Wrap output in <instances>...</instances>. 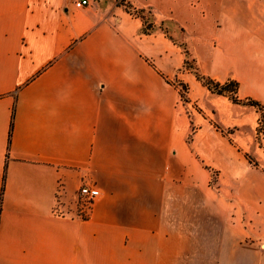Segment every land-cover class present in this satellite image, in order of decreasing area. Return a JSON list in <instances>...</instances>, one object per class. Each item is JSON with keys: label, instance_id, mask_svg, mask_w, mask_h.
I'll return each mask as SVG.
<instances>
[{"label": "crops", "instance_id": "1", "mask_svg": "<svg viewBox=\"0 0 264 264\" xmlns=\"http://www.w3.org/2000/svg\"><path fill=\"white\" fill-rule=\"evenodd\" d=\"M77 1L0 0V264H264V171L224 131L261 115L212 94L160 28L264 105V0H130L151 35Z\"/></svg>", "mask_w": 264, "mask_h": 264}, {"label": "rangeland", "instance_id": "2", "mask_svg": "<svg viewBox=\"0 0 264 264\" xmlns=\"http://www.w3.org/2000/svg\"><path fill=\"white\" fill-rule=\"evenodd\" d=\"M110 2L111 4L114 5H118V6H121V7H125L126 10L129 8V7H132V4H131V1L130 0H94V3L96 6H101L103 7L104 5H106V3ZM152 11V10H151ZM153 12V11H152ZM154 14V12H153ZM155 16V14H154ZM146 19H148V21H151V17H150V14L149 13H146ZM156 21V16H155V20ZM173 22V21H172ZM163 31H167L168 34L174 39L177 41L176 44L180 45L181 47V54H182V58H185V61L187 60L189 62V65L191 66H195L197 65L193 59V55H191L189 58L186 56V53H185V50L183 48V46L181 45H184L186 46L188 49V42L186 41L187 40V34H186V30L179 26L178 24H173L171 23V21H165L161 24L160 26ZM196 60V59H195ZM184 68H185V64H184ZM187 69V68H185ZM181 91H183L182 89V86L179 84H177ZM250 107V106H248ZM252 108V107H250ZM260 125V124H259ZM254 123L252 121H248V123H246V125L243 127V128H240L239 129V132L237 133L236 132V129L235 128H228V129H225V134L226 136H228L230 138V141L233 142V135L232 134H238L237 136H241L245 142V147H244V150L246 151V158H247V155H249L253 160L256 161V163L258 165H260V167L262 168V170L264 171V131L262 133L259 132V126L258 128H255L254 127ZM238 138V137H237ZM191 140H192V137H191ZM191 140H190V137L188 138V143L190 142L191 143ZM211 187L216 190L217 189V184H218V179H217V176L214 175L212 180H211ZM201 240H203V236L201 237ZM199 241V240H198Z\"/></svg>", "mask_w": 264, "mask_h": 264}, {"label": "trees", "instance_id": "3", "mask_svg": "<svg viewBox=\"0 0 264 264\" xmlns=\"http://www.w3.org/2000/svg\"><path fill=\"white\" fill-rule=\"evenodd\" d=\"M127 11L131 14L138 16L142 20V22H143L142 33L143 34L151 35L152 33H154L156 31L157 25L155 24V21H154L155 16L151 10L136 9V8L129 7L127 9ZM146 13L150 14V17L152 19L151 21H148V19H146V17H145ZM164 32L170 40H172L174 43H177V41L174 40L168 34L167 31L164 30ZM181 46H183L185 53H186V56L189 58L192 55L190 50L184 45H181ZM193 61L196 63L195 58L193 59ZM185 68H187L192 73H194V75L197 77V79L200 82H202L204 84V86H206L212 94L218 95V96L228 97L234 104H243L245 106H250V107L256 108L261 115L260 123H259L260 124L259 125V132L262 133L264 131V105H262L260 102L253 100L251 98L240 99V97H239L240 83L238 81L228 80L224 83L216 81V80L212 79L211 77L203 75L200 72L197 65H195V66L189 65V62L187 60L185 61ZM180 85L182 86V89H183V91H181L182 102L184 104H186V103H188V98L186 95L188 92V86L184 83H180ZM193 133H194V130L192 131V133L190 135V140H191ZM247 157L252 164H254L255 166H258L256 161L253 160L249 155H247Z\"/></svg>", "mask_w": 264, "mask_h": 264}, {"label": "built area", "instance_id": "4", "mask_svg": "<svg viewBox=\"0 0 264 264\" xmlns=\"http://www.w3.org/2000/svg\"><path fill=\"white\" fill-rule=\"evenodd\" d=\"M88 5L87 0H79L76 2L77 7ZM100 196L98 188L91 185H84L78 192V214L82 218H88L92 211L96 199Z\"/></svg>", "mask_w": 264, "mask_h": 264}]
</instances>
